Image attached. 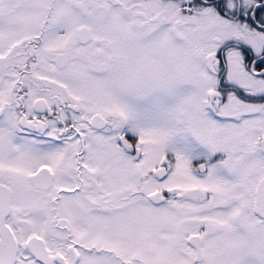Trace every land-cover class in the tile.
Returning a JSON list of instances; mask_svg holds the SVG:
<instances>
[{
	"label": "snow or ice",
	"instance_id": "1",
	"mask_svg": "<svg viewBox=\"0 0 264 264\" xmlns=\"http://www.w3.org/2000/svg\"><path fill=\"white\" fill-rule=\"evenodd\" d=\"M0 264H264V0H0Z\"/></svg>",
	"mask_w": 264,
	"mask_h": 264
}]
</instances>
